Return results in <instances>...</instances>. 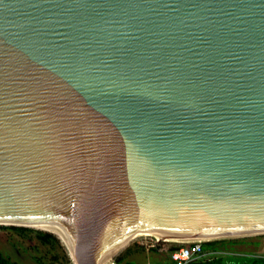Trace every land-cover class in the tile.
<instances>
[{"label": "water", "instance_id": "obj_1", "mask_svg": "<svg viewBox=\"0 0 264 264\" xmlns=\"http://www.w3.org/2000/svg\"><path fill=\"white\" fill-rule=\"evenodd\" d=\"M0 226L264 235V0H0Z\"/></svg>", "mask_w": 264, "mask_h": 264}, {"label": "rangeland", "instance_id": "obj_2", "mask_svg": "<svg viewBox=\"0 0 264 264\" xmlns=\"http://www.w3.org/2000/svg\"><path fill=\"white\" fill-rule=\"evenodd\" d=\"M33 229V228H32ZM35 230V229H34ZM242 239V238H241ZM245 243L236 245L241 255L264 254V235L244 238ZM181 243L156 241L155 239L139 238L133 240L114 258L124 255L128 249L130 259L139 264H161L166 262L173 248ZM0 252L13 262L19 264H61L64 262V250L43 245L35 233L20 234L17 231L4 229L0 226ZM113 258V259H114ZM227 264H234L236 260L227 259Z\"/></svg>", "mask_w": 264, "mask_h": 264}, {"label": "trees", "instance_id": "obj_3", "mask_svg": "<svg viewBox=\"0 0 264 264\" xmlns=\"http://www.w3.org/2000/svg\"><path fill=\"white\" fill-rule=\"evenodd\" d=\"M4 229H10L17 231L20 234H28V233H35L36 238L46 246H50L55 248L56 246L64 248L61 241L52 233L44 232V231H38L34 230L32 228L27 227H14V226H2ZM248 239H232V240H220V241H212L207 242L204 244L205 250L208 251H214V252H224L227 253L228 256L222 257V256H215L210 260L205 261H197L193 262L191 264H227V259L236 260V263L234 264H264V254H252L250 256L248 255H241V253H238L236 250V245L243 244ZM177 248H173L172 251L177 250ZM128 249L124 255H120L116 257V262L118 264H139L135 260L130 259V256L132 255L131 252ZM71 261L68 257V255H64V262L61 264H70ZM0 264H19L17 262H13L10 259L4 257L2 253L0 252Z\"/></svg>", "mask_w": 264, "mask_h": 264}, {"label": "built area", "instance_id": "obj_4", "mask_svg": "<svg viewBox=\"0 0 264 264\" xmlns=\"http://www.w3.org/2000/svg\"><path fill=\"white\" fill-rule=\"evenodd\" d=\"M206 242H188L181 243L182 245L174 251H171L169 262H164L161 264H191L197 261H205L210 260L213 257L228 256L227 253L224 252H214V251H206L204 248V244ZM106 264H118L116 262V258L110 259L106 262Z\"/></svg>", "mask_w": 264, "mask_h": 264}, {"label": "bare ground", "instance_id": "obj_5", "mask_svg": "<svg viewBox=\"0 0 264 264\" xmlns=\"http://www.w3.org/2000/svg\"><path fill=\"white\" fill-rule=\"evenodd\" d=\"M139 239V238H138ZM136 240V239H135ZM156 241H158V239H155ZM213 240L209 239V240H201V241H193V242H212ZM170 242H175V241H170ZM175 243H184V242H175ZM188 243V242H185Z\"/></svg>", "mask_w": 264, "mask_h": 264}, {"label": "crops", "instance_id": "obj_6", "mask_svg": "<svg viewBox=\"0 0 264 264\" xmlns=\"http://www.w3.org/2000/svg\"><path fill=\"white\" fill-rule=\"evenodd\" d=\"M166 262H169V259Z\"/></svg>", "mask_w": 264, "mask_h": 264}]
</instances>
